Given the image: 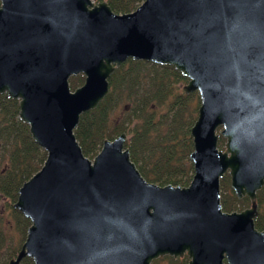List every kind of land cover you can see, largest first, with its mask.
I'll list each match as a JSON object with an SVG mask.
<instances>
[{
  "label": "water",
  "instance_id": "1",
  "mask_svg": "<svg viewBox=\"0 0 264 264\" xmlns=\"http://www.w3.org/2000/svg\"><path fill=\"white\" fill-rule=\"evenodd\" d=\"M128 58L171 65L200 98L188 185L147 181L125 132L89 158L73 130L103 101ZM82 74L73 91L69 78ZM0 94L46 158L13 207L30 224L19 264H264L257 191L264 186V0H0ZM219 136L225 139L218 147ZM249 206L224 211L220 180Z\"/></svg>",
  "mask_w": 264,
  "mask_h": 264
},
{
  "label": "trees",
  "instance_id": "2",
  "mask_svg": "<svg viewBox=\"0 0 264 264\" xmlns=\"http://www.w3.org/2000/svg\"><path fill=\"white\" fill-rule=\"evenodd\" d=\"M100 1L104 0H95ZM105 1L114 12L123 14L133 11L141 0ZM187 80L171 65L128 58L110 75L109 92L103 101L80 115L73 132L83 154L93 158L105 138L113 139L125 132L130 158L147 181L159 185H188L193 175L189 160L193 150L190 129L197 118L200 100L196 91L187 94L183 90ZM83 81L82 74L71 76L70 88L75 89ZM118 110L120 115L114 119ZM18 111L17 99L0 94V200L10 201L15 223L17 227L22 226L23 236L17 247L8 249L9 260L16 256L30 224L29 219L13 207L18 189L40 169L46 158V152L32 139L28 125L18 118ZM224 142L219 136L220 149ZM220 186L224 211L242 210L249 205L247 197L235 196L229 175L221 178ZM257 205L254 224L258 230H263L264 186L257 192ZM187 261L186 255L176 258L166 255L153 260L152 264H187ZM19 264H33V260L24 257Z\"/></svg>",
  "mask_w": 264,
  "mask_h": 264
},
{
  "label": "rangeland",
  "instance_id": "3",
  "mask_svg": "<svg viewBox=\"0 0 264 264\" xmlns=\"http://www.w3.org/2000/svg\"><path fill=\"white\" fill-rule=\"evenodd\" d=\"M142 2H143V0L138 1L136 3V6H139ZM71 90L73 91L74 89L71 88ZM199 100H200V98H199ZM120 112L121 111L118 110L114 113V115H113L114 119H117V117L120 115ZM1 148L2 147L0 144V150H1ZM226 175H228V173H225L224 176H226ZM220 193H222L221 186H220ZM9 202L10 201H8L6 198H3L0 200V232L2 234V240L0 241L1 242L0 264H7L8 260H9V255H8L9 250L8 249H12V248L17 247L19 240L22 239V237H23L22 232H21L22 226L17 227V225L15 223L16 217L10 208ZM257 209H258V207H257ZM235 211H239V210H235Z\"/></svg>",
  "mask_w": 264,
  "mask_h": 264
},
{
  "label": "flooded vegetation",
  "instance_id": "4",
  "mask_svg": "<svg viewBox=\"0 0 264 264\" xmlns=\"http://www.w3.org/2000/svg\"><path fill=\"white\" fill-rule=\"evenodd\" d=\"M257 215H258V213H257ZM257 217V216H256ZM264 230V229H263ZM8 264V263H7Z\"/></svg>",
  "mask_w": 264,
  "mask_h": 264
}]
</instances>
